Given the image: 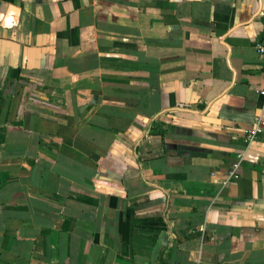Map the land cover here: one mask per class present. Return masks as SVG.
<instances>
[{"label": "crops", "instance_id": "obj_1", "mask_svg": "<svg viewBox=\"0 0 264 264\" xmlns=\"http://www.w3.org/2000/svg\"><path fill=\"white\" fill-rule=\"evenodd\" d=\"M257 42L263 0H0V264H264Z\"/></svg>", "mask_w": 264, "mask_h": 264}, {"label": "built area", "instance_id": "obj_2", "mask_svg": "<svg viewBox=\"0 0 264 264\" xmlns=\"http://www.w3.org/2000/svg\"><path fill=\"white\" fill-rule=\"evenodd\" d=\"M263 4H264V0H263ZM255 48L259 52L264 51V43L257 42L255 44ZM260 93H262L264 95V90L263 89L260 90ZM263 105H264V100H263ZM262 123H263L262 121H258V124L255 127L250 128V129H247L246 130L245 137L247 139H249V140H252L254 138H257V136L259 135V133L262 130V128H261L262 127ZM241 154H242L241 152L237 153L236 158H235V161L232 163V166L233 167H234V165H237V161L241 158ZM233 167H231V169L229 171L230 174H233Z\"/></svg>", "mask_w": 264, "mask_h": 264}, {"label": "trees", "instance_id": "obj_3", "mask_svg": "<svg viewBox=\"0 0 264 264\" xmlns=\"http://www.w3.org/2000/svg\"><path fill=\"white\" fill-rule=\"evenodd\" d=\"M257 137H259V135Z\"/></svg>", "mask_w": 264, "mask_h": 264}]
</instances>
